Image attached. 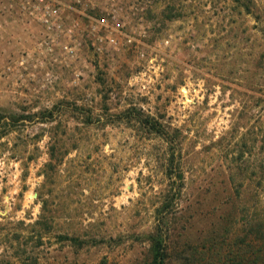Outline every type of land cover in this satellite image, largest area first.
<instances>
[{"label":"rangeland","instance_id":"374dc122","mask_svg":"<svg viewBox=\"0 0 264 264\" xmlns=\"http://www.w3.org/2000/svg\"><path fill=\"white\" fill-rule=\"evenodd\" d=\"M122 1L143 56L0 76V264H264V0Z\"/></svg>","mask_w":264,"mask_h":264},{"label":"built area","instance_id":"2783aa9c","mask_svg":"<svg viewBox=\"0 0 264 264\" xmlns=\"http://www.w3.org/2000/svg\"><path fill=\"white\" fill-rule=\"evenodd\" d=\"M142 11L122 0H0V16L17 17L37 30L32 49L8 62L0 76L25 87L40 83L45 90L54 88L57 73L67 72L69 87L76 88L89 72L90 56L111 63L124 47L143 56L136 38L147 34L141 29Z\"/></svg>","mask_w":264,"mask_h":264},{"label":"crops","instance_id":"0c3cea01","mask_svg":"<svg viewBox=\"0 0 264 264\" xmlns=\"http://www.w3.org/2000/svg\"><path fill=\"white\" fill-rule=\"evenodd\" d=\"M24 25L26 24L17 20V17L6 16L4 19L0 20V42L8 43L7 52H11L13 50L16 51L21 47L19 46L20 42L18 40L23 43L25 40H29L31 38L30 34L34 37L31 30L27 28L25 31ZM2 56L3 54H0V57Z\"/></svg>","mask_w":264,"mask_h":264},{"label":"trees","instance_id":"16d2710c","mask_svg":"<svg viewBox=\"0 0 264 264\" xmlns=\"http://www.w3.org/2000/svg\"><path fill=\"white\" fill-rule=\"evenodd\" d=\"M177 179H179V183H175L174 187V195H180L182 190V174L176 170ZM149 239L151 240L152 244V252H153V258H152V264H165L166 259V251H165V239L162 235V232L153 233L149 236Z\"/></svg>","mask_w":264,"mask_h":264}]
</instances>
